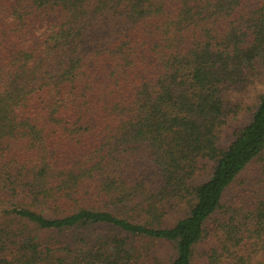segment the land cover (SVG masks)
Masks as SVG:
<instances>
[{"label":"trees","instance_id":"obj_1","mask_svg":"<svg viewBox=\"0 0 264 264\" xmlns=\"http://www.w3.org/2000/svg\"><path fill=\"white\" fill-rule=\"evenodd\" d=\"M0 264H264V0H0Z\"/></svg>","mask_w":264,"mask_h":264},{"label":"rangeland","instance_id":"obj_2","mask_svg":"<svg viewBox=\"0 0 264 264\" xmlns=\"http://www.w3.org/2000/svg\"><path fill=\"white\" fill-rule=\"evenodd\" d=\"M248 107H253V102H251L250 104H249V106ZM247 107V109H246V112H240L239 113V118H238V122L237 123H240V124H242V125H244L245 123L247 124L248 122H249V120H250V117H249V115H250V113H249V108ZM169 250H170V248L169 247H166V248H164V256H169L170 255V253H169Z\"/></svg>","mask_w":264,"mask_h":264}]
</instances>
